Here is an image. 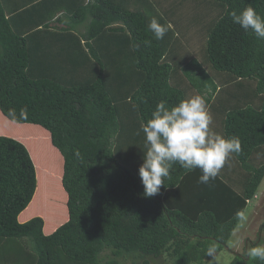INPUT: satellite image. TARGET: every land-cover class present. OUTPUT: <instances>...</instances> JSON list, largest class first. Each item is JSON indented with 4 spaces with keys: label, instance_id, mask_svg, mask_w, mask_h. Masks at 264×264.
Instances as JSON below:
<instances>
[{
    "label": "trees",
    "instance_id": "trees-1",
    "mask_svg": "<svg viewBox=\"0 0 264 264\" xmlns=\"http://www.w3.org/2000/svg\"><path fill=\"white\" fill-rule=\"evenodd\" d=\"M247 7L264 17V0H0V264H207L210 247L230 251L264 179V40L230 15ZM193 95L241 151L207 184L173 164L145 198L140 130L161 100ZM257 245L264 223L228 264H264L246 255Z\"/></svg>",
    "mask_w": 264,
    "mask_h": 264
},
{
    "label": "clouds",
    "instance_id": "clouds-1",
    "mask_svg": "<svg viewBox=\"0 0 264 264\" xmlns=\"http://www.w3.org/2000/svg\"><path fill=\"white\" fill-rule=\"evenodd\" d=\"M230 15L234 24L264 40V17L254 8L247 7L239 13L233 11ZM148 27L156 40H163L168 31L167 26L160 24L156 18L150 20ZM212 124L213 117L201 95H193L171 108L164 100L156 105L151 119L140 130L147 147L142 165L138 168L145 198L157 195L164 181L171 179L173 164H178L186 172L200 169L202 175L198 182L207 184L218 176L234 153H240L239 138L226 139L212 132ZM236 217L240 221L246 219L243 211H238ZM215 251V246L210 247L208 255H213ZM246 255L252 260L264 261V245L249 248Z\"/></svg>",
    "mask_w": 264,
    "mask_h": 264
},
{
    "label": "rangeland",
    "instance_id": "rangeland-1",
    "mask_svg": "<svg viewBox=\"0 0 264 264\" xmlns=\"http://www.w3.org/2000/svg\"><path fill=\"white\" fill-rule=\"evenodd\" d=\"M22 132H24L23 129ZM28 144L32 147L35 158H43L44 153L47 154V152L50 151V146L47 142H43V144H41L35 140L28 139ZM49 154L51 156V153ZM49 154H47V156ZM55 174L56 173L53 174L54 177L50 176L49 178V181L51 179L52 181H48L50 187L48 189V196H50L51 192V195L53 193L55 196V198L52 200L59 201L60 194L57 184L54 181L56 178ZM41 207L42 206L39 204V200H36L32 208H27L24 211V217H31L33 213L39 212ZM244 214L246 219L244 221H240L238 227L227 244L228 248H230V251L224 249L220 253L213 254L211 258H209L207 264H228L232 258V252L241 251L245 239L252 240L255 238L258 229L260 228L261 224L264 223V179L257 191V197L252 202H250ZM150 261L152 262L153 260ZM151 264H162V262L156 259Z\"/></svg>",
    "mask_w": 264,
    "mask_h": 264
},
{
    "label": "crops",
    "instance_id": "crops-1",
    "mask_svg": "<svg viewBox=\"0 0 264 264\" xmlns=\"http://www.w3.org/2000/svg\"><path fill=\"white\" fill-rule=\"evenodd\" d=\"M1 124V123H0ZM1 126V125H0ZM235 232V231H234ZM234 234V233H233Z\"/></svg>",
    "mask_w": 264,
    "mask_h": 264
}]
</instances>
